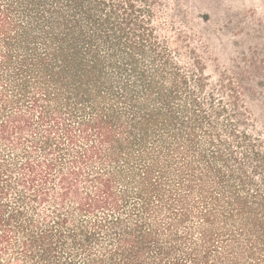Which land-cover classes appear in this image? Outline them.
<instances>
[{
    "label": "trees",
    "instance_id": "trees-1",
    "mask_svg": "<svg viewBox=\"0 0 264 264\" xmlns=\"http://www.w3.org/2000/svg\"><path fill=\"white\" fill-rule=\"evenodd\" d=\"M165 6L0 0V264H264V63Z\"/></svg>",
    "mask_w": 264,
    "mask_h": 264
},
{
    "label": "rangeland",
    "instance_id": "rangeland-1",
    "mask_svg": "<svg viewBox=\"0 0 264 264\" xmlns=\"http://www.w3.org/2000/svg\"><path fill=\"white\" fill-rule=\"evenodd\" d=\"M165 5L163 21H174L177 29L191 36V45L205 57L207 74L213 83L220 72L232 67L231 60H239L243 52L252 57L250 51H257L256 58L264 63V0H165ZM168 26L165 28L169 29ZM207 36L213 42L208 43ZM206 45L212 47L211 55L203 53L208 50ZM256 91L260 94L261 88ZM251 111L250 127L264 140V109L255 106Z\"/></svg>",
    "mask_w": 264,
    "mask_h": 264
}]
</instances>
